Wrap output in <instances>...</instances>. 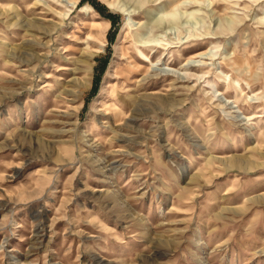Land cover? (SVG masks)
Wrapping results in <instances>:
<instances>
[{
  "label": "rangeland",
  "instance_id": "1",
  "mask_svg": "<svg viewBox=\"0 0 264 264\" xmlns=\"http://www.w3.org/2000/svg\"><path fill=\"white\" fill-rule=\"evenodd\" d=\"M176 1L0 0V264H264V0Z\"/></svg>",
  "mask_w": 264,
  "mask_h": 264
},
{
  "label": "bare ground",
  "instance_id": "2",
  "mask_svg": "<svg viewBox=\"0 0 264 264\" xmlns=\"http://www.w3.org/2000/svg\"><path fill=\"white\" fill-rule=\"evenodd\" d=\"M174 2H177L176 0H170V3H171V5H173L174 4ZM178 4V3H177ZM170 5V6H171ZM176 18L177 17H174L173 16V18L171 19V20H169V21H166L165 20V22H173V21H175L176 20ZM156 26V25H155ZM157 26H160V24H158ZM161 28H163L164 29V25L161 27ZM148 33V32H147ZM145 38H147L146 37V34H144V32L143 33H138L136 36H135V39L137 40H139V42H143V45H141V51H143V53H142V56L146 59V61H151L152 63H151V66H149V68H148V70L147 71H150V72H153V73H155V74H163V75H177V76H179V77H183V73H182V70H183V66L184 67H188V68H190V67H195L196 65H197V62H196V58H198V57H205L207 54L206 53H204V52H198V53H196L195 55H193L190 59H188L185 63H184V65L182 66V68L181 69H175V68H172V67H170V66H163L162 64L161 65H158V64H160L159 62H153L152 61V59H151V56L149 57V55H146V54H144L145 53V50L148 52V51H152L153 53H154V51H158V50H156L157 48L159 49H163V50H166V49H168L169 47H168V45H169V43H165L164 41H160V40H158V39H150V41H148V39H145ZM138 46V45H137ZM159 52V51H158ZM154 55H152V57H153ZM138 59H140V60H143L144 61V59H142L141 57H138ZM221 93V92H220ZM222 94V93H221ZM229 101H234V100H229ZM228 101V102H229ZM235 101H237V100H235ZM234 101V102H235ZM238 102V101H237ZM230 103V102H229ZM237 105V104H236Z\"/></svg>",
  "mask_w": 264,
  "mask_h": 264
}]
</instances>
